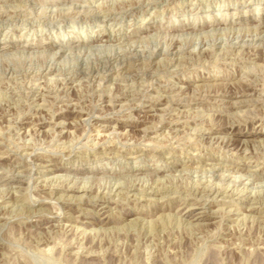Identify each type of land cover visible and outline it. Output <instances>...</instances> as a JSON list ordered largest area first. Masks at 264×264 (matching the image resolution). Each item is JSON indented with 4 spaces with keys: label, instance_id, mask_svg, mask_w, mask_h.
Here are the masks:
<instances>
[{
    "label": "rangeland",
    "instance_id": "rangeland-1",
    "mask_svg": "<svg viewBox=\"0 0 264 264\" xmlns=\"http://www.w3.org/2000/svg\"><path fill=\"white\" fill-rule=\"evenodd\" d=\"M11 44L0 264H264V0H0Z\"/></svg>",
    "mask_w": 264,
    "mask_h": 264
},
{
    "label": "bare ground",
    "instance_id": "bare-ground-1",
    "mask_svg": "<svg viewBox=\"0 0 264 264\" xmlns=\"http://www.w3.org/2000/svg\"><path fill=\"white\" fill-rule=\"evenodd\" d=\"M247 27V26H246ZM32 45H30L28 48H30ZM60 47H62V46H60ZM13 49H17V50H19V49H26L24 46H19V45H14V44H11V45H6V46H0V52H2V53H6L7 54V52L8 51H10V50H13ZM62 49V48H61ZM76 50V49H75ZM10 53V52H9ZM5 54V55H6ZM17 54V53H16ZM2 57V56H1ZM106 65V64H105ZM114 67V66H113ZM109 71V70H108ZM9 72V71H8ZM136 72V71H135ZM52 79V78H51ZM54 80V79H53ZM243 142V141H242Z\"/></svg>",
    "mask_w": 264,
    "mask_h": 264
}]
</instances>
